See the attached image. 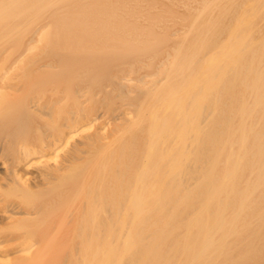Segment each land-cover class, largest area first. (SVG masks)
Wrapping results in <instances>:
<instances>
[{"label": "bare ground", "instance_id": "bare-ground-1", "mask_svg": "<svg viewBox=\"0 0 264 264\" xmlns=\"http://www.w3.org/2000/svg\"><path fill=\"white\" fill-rule=\"evenodd\" d=\"M0 264H264V0H0Z\"/></svg>", "mask_w": 264, "mask_h": 264}]
</instances>
